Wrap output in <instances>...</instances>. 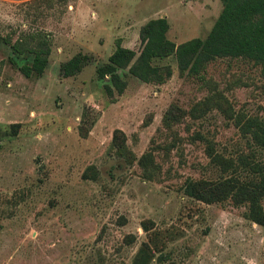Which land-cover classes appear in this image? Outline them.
Here are the masks:
<instances>
[{"label": "rangeland", "instance_id": "rangeland-1", "mask_svg": "<svg viewBox=\"0 0 264 264\" xmlns=\"http://www.w3.org/2000/svg\"><path fill=\"white\" fill-rule=\"evenodd\" d=\"M219 9V0H0V264H130L145 244V264H264V226L246 217V202L182 190L186 179L264 171V65L216 56L197 75L155 58L168 77L143 82L118 68L125 86L112 96L95 72L116 39L139 49L147 18L166 17L180 42L204 36ZM29 34L45 35L49 52L39 75L24 76L32 53L10 42ZM78 52L80 68L61 74ZM170 104L182 114L166 126Z\"/></svg>", "mask_w": 264, "mask_h": 264}, {"label": "trees", "instance_id": "trees-1", "mask_svg": "<svg viewBox=\"0 0 264 264\" xmlns=\"http://www.w3.org/2000/svg\"><path fill=\"white\" fill-rule=\"evenodd\" d=\"M220 9L204 36H193L180 42H174L166 35L168 22L159 15L147 18L139 27L138 39L140 47L137 51L121 45L116 39L114 48L107 55L106 61L95 67L98 77H108L103 84L106 94L113 90L120 93L125 80L117 72L118 68H127L135 78L143 82H161L171 73L168 64H156L153 59L173 56L179 71L197 74L205 62L216 56L246 57L255 63L264 65V0H219ZM32 42L18 38L10 42L13 52L19 54L23 50L32 53L29 63L18 66L24 76L39 75L46 64L49 47L45 35L29 34ZM37 37V38H36ZM12 61L13 58L9 56ZM85 60L83 53L62 61L59 65L63 75H71L80 68ZM2 59H0V63ZM182 111L175 104H170L164 111L162 123L166 126L178 121ZM111 142L119 153H123L124 133L114 128ZM217 158V155H213ZM212 157V158H213ZM139 163L146 165L150 160L148 151L139 156ZM183 192L203 202L221 201L227 197L234 202H246V217L264 226V210L260 199L264 196V171L257 176L238 179L225 176L220 179H186ZM139 247L130 264H145L148 253Z\"/></svg>", "mask_w": 264, "mask_h": 264}, {"label": "crops", "instance_id": "crops-1", "mask_svg": "<svg viewBox=\"0 0 264 264\" xmlns=\"http://www.w3.org/2000/svg\"><path fill=\"white\" fill-rule=\"evenodd\" d=\"M197 17V16H196ZM198 18V17H197ZM143 23V22H142ZM174 41V40H173ZM174 42H177V41H174Z\"/></svg>", "mask_w": 264, "mask_h": 264}]
</instances>
